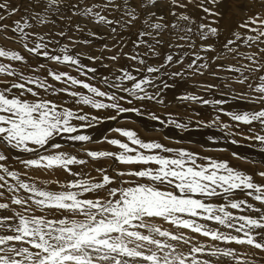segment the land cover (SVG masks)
<instances>
[{
  "label": "snow or ice",
  "instance_id": "6c2138e0",
  "mask_svg": "<svg viewBox=\"0 0 264 264\" xmlns=\"http://www.w3.org/2000/svg\"><path fill=\"white\" fill-rule=\"evenodd\" d=\"M225 7L0 0V39L18 46H0V211L10 213L0 215V264L264 262L240 251L264 253V0H239L242 16L221 39ZM205 75L218 83L193 82ZM170 93L192 116L156 110ZM197 107L211 110L207 120ZM135 118L155 132L212 129L232 147L208 135L188 141L198 152L115 126ZM101 143L114 150L87 147ZM57 172L65 178L36 175Z\"/></svg>",
  "mask_w": 264,
  "mask_h": 264
},
{
  "label": "bare ground",
  "instance_id": "6f19581e",
  "mask_svg": "<svg viewBox=\"0 0 264 264\" xmlns=\"http://www.w3.org/2000/svg\"><path fill=\"white\" fill-rule=\"evenodd\" d=\"M195 14L198 16L200 13H199V11H195ZM18 18H19V14L16 17H13L12 19H18ZM227 21L228 22H227L226 25L224 24V25H218L217 26V27H219L221 29V35L223 33L225 34V36H226V34L229 35L230 31L232 29H234L235 26H236V24H237V23H231V24H229L230 21L229 20H227ZM7 23L11 24V20H9ZM38 30L41 31V32H43L45 30V28L42 27V28H40ZM223 35L221 36V38L223 37ZM209 42H211V40ZM0 46H5L7 48H12V49H16L18 47L17 45L12 44V43H6L3 39H0ZM78 50L79 51H85V52H87V51H93L94 52V49H89L88 47L80 48ZM125 51H127V49H125ZM224 62L225 63H235V61H230V60H226ZM106 63H109V62L106 61ZM121 63L123 64L125 62L124 61H121ZM52 67L55 69L56 68V65H52ZM101 71H103V70L101 69ZM222 75H227V73H222ZM3 78L4 77H0V79H3ZM199 82H210L209 81V77L208 76H204V78L201 81H199ZM216 83H218V82H216ZM185 87H188V90L193 91L192 89H190L189 86H185ZM234 87H238V86L234 85ZM169 102H170V104L172 103L171 102V93L169 94ZM172 105H171V107H169L167 109L157 107L156 110L159 113L163 114V113H167V112H170L171 113V110L173 108H175V109L181 110L185 115H188V114H191L192 115L191 112H187L185 110H182L183 109V106H178V105L174 106L175 105L174 103H172ZM196 110L201 113V117H199V118H203L205 120H207L209 118L210 112H211V110L209 108H199V107H197ZM85 111H90V109L85 108ZM178 116L181 117V115H178ZM194 118H196V117H194ZM222 119H225L226 120L227 118H222ZM135 121L136 122H125V123H122L118 127L131 128L133 130H136L137 133H138V135L141 138H144V139H156V140H159L160 142H162V143H164V144H166L168 146H173V145L167 143L168 140H164V134L165 133H167L169 136L173 137L174 139H182L183 138L185 142L182 145H190V146L199 145L198 143H188V141L191 140V141H195V142H204L206 136H208V135H215L217 137H220L221 143L219 145H217L216 147H226V145H227V144H225L223 142L222 134L219 133V132H216V131H214L212 129H203L202 131H199V132L193 131L191 133H187V132L180 133L178 130H175V129H172V128H165V129H163L160 132H155V131H152L151 130V128H152V123L151 122L143 121L140 118H135ZM104 130H105V126L102 125V126H100L99 129L90 130V131H93V135H94V137H96V136L101 135L104 132ZM147 131L150 132V134L149 133H146ZM116 135L117 134H115V133L114 134H110V136H112V137H115ZM174 139H170V141H173V143H174ZM87 147L90 148V149H98V150H114V149H112V146L107 145V144L98 145V146H87ZM173 147H176V146H173ZM208 147L211 148L213 146L212 145H208ZM228 147L231 148L230 146H228ZM187 148H190L191 150L198 151V152H204L205 151L204 149H201V148H193V147H189V146H187ZM238 149H245V148H238ZM238 149H236V150L238 151ZM238 152L243 153V151H238ZM205 154H207V155H217V154H220V153L219 152H206ZM222 155H223V158L230 159L231 160V163L233 165H235V162H237V160L231 158L230 152L223 153ZM254 156H256V155L253 154V156H249V157L250 158H253ZM257 157H259V156L257 155ZM240 168L245 169V167H240ZM246 169H248L249 171H252L253 170V166H249ZM36 175L39 176L40 178H51V179H60V180H63L65 178V174H63L61 172H57V173H55V174H53L51 176H48V177L44 176V174H42V173H36ZM50 187L53 190L56 189V185H51ZM252 214L255 215V213H252ZM0 215H10V213H8L6 211H0ZM257 256H262V255L254 254L251 257L256 258Z\"/></svg>",
  "mask_w": 264,
  "mask_h": 264
},
{
  "label": "rangeland",
  "instance_id": "374dc122",
  "mask_svg": "<svg viewBox=\"0 0 264 264\" xmlns=\"http://www.w3.org/2000/svg\"><path fill=\"white\" fill-rule=\"evenodd\" d=\"M223 2H224V4L225 5H228V7H225L224 9H223V11H224V18L223 19H221L220 20V22H219V24L218 25H226L227 24V20H229L230 22H229V24H231V23H238L239 22V20H240V18H241V16H242V13H239V12H237L236 11V4L239 2V0H223ZM188 11H189V14L190 15H192V16H194L195 18H196V20H197V23H199L200 22V16L202 15V13L198 10V9H196L195 7H193V6H189V9H188ZM195 11H199V15L197 16L196 14H195ZM209 19H212L211 17H209ZM8 22V21H7ZM205 22H207V21H205ZM228 24V25H229ZM218 25H215V26H218ZM193 27H195V26H193ZM224 34V33H223ZM222 34V35H223ZM221 35V36H222ZM228 34H226V36H227ZM225 36V34L223 35V37ZM222 37V38H223ZM221 38V39H222ZM200 41L197 39V43H199ZM209 42V41H208ZM86 63H87V61H85ZM205 76H207V75H205ZM209 77V76H208ZM204 77H196L195 78V81H193V82H196V81H201L202 79H203ZM209 81H210V83H216V82H218V81H216V80H214V79H212L211 77H209ZM187 86V85H186ZM190 89H192L193 91H196L195 89H193V88H191L190 87ZM183 90V88L181 89V91ZM175 105L174 106H176L177 104L176 103H174ZM171 105H172V103L170 104V106L169 107H171ZM173 106V105H172ZM168 107V108H169ZM182 110H184V107H183V109ZM171 113H174V114H176V115H181V117H184V118H187V117H189V116H192L191 114H188V115H185L181 110H178V109H175V108H173L172 110H171ZM210 114H211V112H210ZM194 118V117H193ZM222 118H225V117H222ZM122 121V122H121ZM120 121V123L119 124H115V126H119L120 124H122V123H125V122H133V121H131V120H121ZM113 124L115 123V122H112ZM152 123V122H151ZM146 133H149L150 134V132H146ZM153 133V132H152ZM111 134H114V133H111ZM165 140V139H164ZM167 143H169V144H171V145H173V146H176V147H187V146H189V147H193V148H201V147H199V145H194V146H190V145H175V143H173V141H170V140H168L167 141ZM244 143H247V142H244ZM103 144H106V143H101V144H89L88 146H98V145H103ZM228 146H230V145H226V147H228ZM230 147H232V146H230ZM201 149H203V148H201ZM238 151H243V154H245V155H248V156H253V154H254V150H252V149H248V148H245V149H238ZM209 152H212V151H209ZM220 153V152H219ZM223 153H220V154H217V155H215V156H220V157H222L223 158V155H222ZM254 159H259V157H257V155L256 156H254L253 157ZM235 165L236 166H238V167H245V169L247 168V167H249V166H252V165H250V164H247L246 162H242V161H237V162H235ZM86 170H91L90 168L89 169H86ZM93 175H95V173L93 172ZM54 178V177H53ZM51 186V185H50ZM240 251L241 252H248L249 253V256L251 257V256H253L254 254H257V255H262V256H264V253H258L256 250H254V249H248V248H240ZM251 258H253V257H251ZM221 264H226V262H224V261H222L221 262ZM262 264H264L263 262H262Z\"/></svg>",
  "mask_w": 264,
  "mask_h": 264
}]
</instances>
